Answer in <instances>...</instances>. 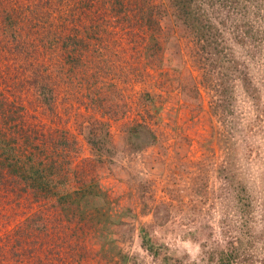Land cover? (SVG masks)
Masks as SVG:
<instances>
[{
  "label": "rangeland",
  "instance_id": "1",
  "mask_svg": "<svg viewBox=\"0 0 264 264\" xmlns=\"http://www.w3.org/2000/svg\"><path fill=\"white\" fill-rule=\"evenodd\" d=\"M135 1L0 0V264H213L243 208L264 234V41Z\"/></svg>",
  "mask_w": 264,
  "mask_h": 264
},
{
  "label": "trees",
  "instance_id": "2",
  "mask_svg": "<svg viewBox=\"0 0 264 264\" xmlns=\"http://www.w3.org/2000/svg\"><path fill=\"white\" fill-rule=\"evenodd\" d=\"M177 1L182 11L186 12L187 10L186 6L184 5V0ZM251 1L234 0V2H231V0H193L192 2H194L196 8L191 12L192 16L195 18V21L200 17L203 19L200 26H202L204 30L207 29L209 31H214L216 26H211V24H213L214 21L217 23L222 22L224 23L223 25H227L226 27H228V29L241 37L237 40H244L250 37L253 43L259 47L261 42L264 41V38L261 35L262 29L257 27L255 30H253V23L249 21L248 17L254 16V19H258V21L264 23V0ZM151 5L152 3L150 0H142L141 3L135 1V7L131 10H133V12L138 15L141 21L142 18H144L145 21L148 22L151 21V16L146 10V7ZM223 7L228 8V11L232 14L231 17L225 15L223 19L217 16V11ZM111 8L113 9V12L117 14V12H121L127 7H123L122 0H112ZM237 29H240V33L237 32ZM236 198L240 201L239 193H236ZM240 203L242 202L240 201ZM242 210L245 212V217L244 220L240 222V229H237V233L231 235L230 237L225 235L224 239L228 240L226 241L228 246L219 252L217 259L213 264H247L250 258L257 254V251L254 248V243L249 240L250 236H255L256 242H259L258 249L264 250V234L260 233L258 236L252 234L253 231L251 227L255 224V222L251 223L250 217H247L246 209L243 208ZM261 230H264V220L262 221ZM6 242H3V244H0V246L5 245ZM234 242H240L239 246H233ZM20 246V241L14 239V242L9 240L7 248L12 253H16L19 252L18 248H20ZM260 262L261 264H264V253H262L260 256Z\"/></svg>",
  "mask_w": 264,
  "mask_h": 264
}]
</instances>
